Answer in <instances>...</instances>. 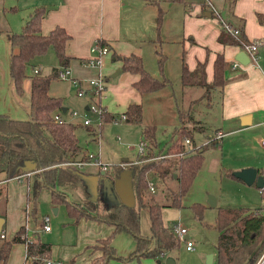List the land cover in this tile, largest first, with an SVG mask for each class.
<instances>
[{
  "label": "trees",
  "instance_id": "16d2710c",
  "mask_svg": "<svg viewBox=\"0 0 264 264\" xmlns=\"http://www.w3.org/2000/svg\"><path fill=\"white\" fill-rule=\"evenodd\" d=\"M234 2L235 0H226L227 7L233 8ZM46 13V7H37L22 29L11 35V43L15 50L11 54L10 74L15 90L20 94L23 93L25 79L31 78L30 117L29 119H12L0 115V182L35 171L36 178L33 184L35 199L40 189L46 187L50 190L52 202L64 203L69 214L76 221L85 218L112 225L113 231L106 237L98 238V244L92 246L91 258L87 264H111L112 258L125 260L137 257L158 258L178 248L180 237L176 234L174 227L165 225L163 207L183 205V196L191 188L194 178L203 165L205 145H215L217 141L209 140V143L193 145V148H190L185 140L188 138L192 141L193 133L189 127L182 124L177 131V137L172 140L168 149L164 152L154 151L156 155H153V147L157 146L156 125H144L143 105L131 102L122 114L125 115L127 122L143 124L142 137L151 150L147 154L139 155L146 158L130 167L135 205L129 206L116 201L106 206L104 211H100L93 197L87 198L83 204L72 201L58 186L75 184L82 175L81 170L68 164L80 158L86 159L84 155L78 158L83 148L76 134L77 124L72 121L58 122L54 119L55 110L62 109V99L49 93L51 80L57 78V68H53L46 75L40 72H27L31 60L43 54L49 47H53L63 65L69 62L70 57L66 54L65 47L71 35L60 25L43 34L41 21ZM162 14L163 10L160 8L159 23ZM234 25L240 29L238 35L230 33L222 26L218 39L223 43L237 45L249 41L242 27L236 23ZM97 43L110 46L106 40H98ZM112 57L115 60H121L123 71L139 74V79L133 85L140 93L158 91L165 86L164 79L154 76L145 68L143 58L139 54L122 55L113 52ZM159 62L161 64L162 59ZM228 67L224 55L219 53L215 59L214 78L208 82L205 61H199L193 70L184 63L182 82L185 86L201 88L210 86L222 91L228 81ZM115 118L117 115L110 112L101 114L103 121H113ZM193 121L192 128L202 132L204 126L197 125L198 120ZM92 129L93 127H88L89 131ZM32 166L34 169L31 170ZM117 168L121 170L120 167ZM259 172L264 176V167ZM229 174L236 178L232 170H229ZM150 180H153L156 188L165 194L167 204H161L150 190ZM0 194L5 195L4 187L1 185ZM262 194L264 196V187ZM191 207L201 219L205 206L202 203H193ZM142 208H145L148 213L151 225L150 235L141 232L140 210ZM215 227L218 230L217 264H256L263 255L264 207L252 209L248 206H218ZM121 231L131 232L136 239L135 250L126 257L118 255L113 244L115 234ZM15 242L26 244L25 264H46V259L51 256L52 244L40 239L35 241L29 239L26 235V226L23 225L11 240L3 241L0 255L4 263L7 262L11 246ZM90 247L89 245L86 248L90 249ZM75 260L76 257L72 258L68 264ZM262 264H264V258Z\"/></svg>",
  "mask_w": 264,
  "mask_h": 264
},
{
  "label": "crops",
  "instance_id": "0c3cea01",
  "mask_svg": "<svg viewBox=\"0 0 264 264\" xmlns=\"http://www.w3.org/2000/svg\"><path fill=\"white\" fill-rule=\"evenodd\" d=\"M175 3H181L184 7L182 9L183 26L180 36V51L175 50L169 44L173 43L170 39L172 28L166 26L164 30V21L161 19L160 23L158 22L159 9L163 10L162 16L168 15L171 11H174ZM210 4L214 5L227 21L241 26L244 34L250 41L264 38V0H235L231 9L227 7L226 0H202L200 3H193V1L188 0H0V115L12 119H29L30 117L31 78L27 77L25 79L23 93L20 94L15 90L10 74L11 54L15 50L11 43V35L13 32H18L22 29L37 7L44 6L47 8V13L41 21V32L46 34L55 26L60 25L71 35V38L66 43L65 52L70 57L67 65L72 68L74 77L87 78L95 76L99 71L102 72L101 67H91L85 64V60L89 59V56L92 54L91 48L94 42L106 40L111 46V51L106 55H109V57L111 55L112 59L113 52L122 55L139 54L143 58L144 65H146L145 68L147 67L146 69L151 74L158 78L162 76L167 78L165 86L160 90L142 94L133 85L139 79V74L121 69V72L117 76H111L122 65L121 60L113 59V63H111L112 67L107 72H109L108 75L110 74L108 77L115 79V81L112 84L108 83L105 90L107 98H111L108 104L103 106L101 103V106L105 107L108 112L115 115L122 114L131 102H138L144 106V102H153L159 98L161 99L163 95L168 96L170 100V97L174 96V91L170 90V82L166 72L172 69L177 74H180V89L183 103L200 99L202 94L199 95L200 97L197 96L198 98L196 94L200 93L201 87L185 86L182 82L183 64L186 63L188 68L193 70L199 61H205L207 81L211 82L214 78L215 59L220 53L224 55L225 61L229 66L227 70V83L224 85L222 91L217 89L222 95L220 99L221 122L215 124L218 131L222 134L220 139L223 140L227 134L240 131L246 132L252 130V133L253 131L263 133L264 57L261 55V49L264 46H259L261 60H259V66L249 64L243 68L232 69L230 60L236 59V54L241 49L237 44L223 43L218 39L222 25L219 17L214 15L215 13L213 14ZM170 9L171 11H169ZM20 11H23L21 12V20L16 26L11 25L7 15ZM206 11H210L211 15L204 14ZM159 44L160 48H158ZM174 56L176 58L180 57V71L179 65L172 66V58ZM109 57L107 58V62ZM160 59H162L161 64L159 62ZM148 60H150L152 65H148ZM60 65L62 66L63 64L60 62ZM35 67L39 68V72L41 73V65L34 64L33 73ZM53 68H58V66L53 65ZM51 83L49 93L52 96H56L54 95L56 92L51 90ZM72 93L76 94L75 90ZM98 95L100 96L101 94ZM113 101L116 103L113 104ZM177 104L178 102L176 101V109L181 116L180 112L182 108L179 105L177 107ZM119 105L122 107H119ZM205 106L202 108L204 109ZM208 106L211 107L212 104ZM86 108L88 109V107ZM174 108L171 102L167 111L173 113V110L175 112ZM203 109L199 108L194 112L203 113ZM201 118L206 123L204 115L202 117L198 116V119ZM125 122L132 124L127 121ZM153 122H143V124H155ZM224 123L226 125H223ZM201 126L204 125L201 124ZM203 129L205 130L206 128L204 127ZM88 132L91 133L93 130H88ZM95 138H97L96 134ZM189 144H192V141ZM259 146L261 152L264 153V147L261 144ZM85 151L87 149H83L78 158ZM122 162L126 161L122 159ZM241 166V169L253 166L258 168V170L264 167V165L257 163H243ZM95 172L97 171L91 173ZM33 175H36L35 171L7 181L1 180L2 182H0V185L4 187L5 193V195L0 194V216L4 217L3 229L6 232L5 238L0 237V248L3 241L11 240L16 231L23 225L26 226L28 238L33 241L37 240L30 233L27 224L24 223L25 216L23 214L24 210H28L26 198L28 200L29 189L20 184V182L28 183L30 177ZM11 182L13 185L10 186ZM77 182L72 185H76ZM10 188L11 191L15 188L18 192L17 197L13 200L16 205L14 212L18 215V220L11 226L13 235L8 237L5 224L8 221V202L10 198L13 199ZM25 190L27 191L26 193H24ZM60 190L63 191L62 189ZM260 190L262 191L261 188ZM110 199L116 202V199L112 195ZM84 220L83 218L80 222H85ZM113 229L112 225L103 222H89L88 232L85 235V237L87 236L84 241L85 246L81 253L79 264H87L91 258V251L86 247L95 243L98 238L108 236ZM25 262L26 244L23 242L12 244L6 263H4L0 255V264H25Z\"/></svg>",
  "mask_w": 264,
  "mask_h": 264
},
{
  "label": "rangeland",
  "instance_id": "374dc122",
  "mask_svg": "<svg viewBox=\"0 0 264 264\" xmlns=\"http://www.w3.org/2000/svg\"><path fill=\"white\" fill-rule=\"evenodd\" d=\"M188 1L200 3L202 0ZM174 6V11L170 9L169 11H171V13L162 16V20L165 23L164 30L166 26L172 28L170 39L173 43L169 44L173 46L175 50L180 51V36L183 26L182 9L184 7L181 3H175ZM21 12L23 11L7 15L11 25L16 26L17 23H19L22 18ZM164 37H166V35H164ZM94 44L95 42L93 45ZM260 46L263 47L264 45L262 44ZM160 47L159 44L158 48ZM261 55L264 57V47L261 49ZM91 56L92 54L89 58ZM108 57L109 55L105 54L102 58L101 69L104 77L105 89L100 96L98 94H92L96 88L89 84L90 77L81 78L82 88L90 90L83 96L72 93L76 88L72 86L71 80H61L57 78L51 80V90L56 92L54 95L62 99V107L67 108L66 111H63L61 108L57 109L54 114H59L64 121H72L77 124L76 134L82 148L87 149L90 154H95L96 157L100 159L101 163L106 166L105 169L95 164H85L81 167H77L82 172L91 174L92 176L98 175L96 185L93 179L80 178L76 185L63 184L59 185L58 188L66 192L70 199L81 202L82 204L86 198H95V205L100 211H104L106 206L114 203L113 200L110 199L111 195H108L105 191L107 179H114V177L119 175L120 171L130 169L132 164L140 163L146 158L139 156V146L141 142L145 143L141 132L143 124H127L125 120L120 119L121 113L117 115L116 120L103 121L97 112L86 108L95 104L101 106L102 103L104 106L109 103L111 97L109 99L107 98L105 90L107 84H112L115 79L108 77L110 74L108 75L109 72L107 71L110 70L112 67L111 63H113L111 55L107 62ZM148 61V65H152L150 60ZM34 64L41 65V73L44 75L53 70V65L58 66V68L61 66L53 47H49L43 54L35 56L27 67V72L33 73ZM179 64L180 57L176 58L174 56L172 58V66L174 67ZM178 68L180 71V65ZM166 75L169 78L170 90L174 91V96H171L169 100L168 96L163 95L161 99H158L159 101L144 102L143 106V122L154 121L153 123L156 125L157 146L154 147L155 150L153 148V155H156L154 151L164 152L168 149L172 140L177 137V131L180 130L182 124L192 130V144H187L190 148H193L194 144L198 146L197 144L209 143V140H215L217 143L215 145H205L206 149L204 152L205 158L203 165L194 178L191 188L183 196V205L181 207L168 205L163 207V220L165 225L167 227H174V229L176 225L186 226L188 230L186 235H188V237L185 235L180 238V246L178 248L170 250L158 258L137 257L128 260L123 258H112L110 261L111 264H167L168 258H173L175 260L173 264H217L216 244L218 240V230L215 227L217 207L249 206L252 209L264 207V196L256 184L249 185L240 179L233 178L229 174V170H240L243 163L264 165V153L261 152L260 143L258 144V140L264 137V132L256 133V131H253L252 133V130L246 132L240 131L227 134L224 136L223 140H221L217 137L221 132L218 131V128L215 126L216 123L221 122V92L217 90V88L210 86L209 88H201L200 93L196 94V97H200L199 95L202 94L200 99L197 97L198 99L183 103L184 101L180 89V74H177V72L172 69L166 72ZM163 78V76L160 77V79ZM164 80L167 82V78H164ZM176 101L178 102L177 107L179 105L182 108L180 112L181 116L176 109ZM171 102L175 107V112L173 110V113L167 111ZM115 103L116 102L113 101V104ZM209 104H212V106L209 107ZM204 105L206 106L203 109L202 107ZM103 106H101V114L108 112ZM119 107L122 106L119 105ZM199 108L203 109V113L194 112ZM199 115L201 117L204 115V120L207 124L204 123L202 120L203 118L198 119ZM85 119H91V125L84 124ZM194 119L198 120L197 125L202 124L206 129L202 132L194 130L192 128ZM223 125L226 124L224 123ZM88 127H93V132L89 133ZM224 128L227 129L225 126ZM95 134L97 138H95ZM87 151L82 155L86 156ZM123 158H128L129 160L122 162ZM117 167H120L121 170L119 171ZM102 170H104L105 173H101ZM93 171L97 172L91 173ZM35 178V175L31 176L28 182L29 184L27 182H20L22 186L29 189L27 196L28 200L26 198L28 210H24L23 214L25 216L24 223L27 224L30 233H32L35 238H40L52 244V248L54 249H52L50 258L53 261H61L65 264L76 257V260L71 264H79L81 260L80 256L85 246L84 241L87 237H85V235L88 232V224L96 220L84 218L85 222L81 223L80 221L83 219L81 218L79 221H76L75 218L69 214L67 206L64 203L54 204L52 202L50 190L46 187L40 189L35 199L33 195ZM11 185H13L12 182L10 183V186ZM26 192L25 190L24 193ZM10 193H12L13 199L10 198L8 202V221L7 224H5L8 237L13 235L11 226L18 220V215L14 212L16 205L13 202L18 192L14 188ZM154 194L161 204L168 203L165 194L161 190L157 189ZM210 194L217 197V206L215 207L210 206L208 203ZM193 203H202L205 206L201 219L192 209L191 206ZM55 208H57V211H55ZM140 215L141 232L150 235L151 225L147 210L142 208L140 210ZM45 216L49 217V224L51 225V230L49 231L43 229V217ZM196 236H200V238L197 239ZM184 238L192 240L195 248L192 250L187 249L186 240ZM95 244H98L97 241L90 245L91 252L93 249L92 246ZM113 244L116 247L117 254L126 257L133 249L135 250L136 239L131 232L121 231L115 234ZM208 254L214 255L213 262L211 263L207 262Z\"/></svg>",
  "mask_w": 264,
  "mask_h": 264
},
{
  "label": "built area",
  "instance_id": "2783aa9c",
  "mask_svg": "<svg viewBox=\"0 0 264 264\" xmlns=\"http://www.w3.org/2000/svg\"><path fill=\"white\" fill-rule=\"evenodd\" d=\"M210 5H211L212 11L216 15H218L220 22H221V25L226 30H228L230 33L238 35L240 33L239 27L235 26L232 22L227 21L221 15L220 11L214 5H212V4H210ZM262 44H264V38L260 39V40H253V41L249 40L247 42H242L241 44H239L241 51H244L247 54V56L249 58V63L243 64L242 62H240L237 59L230 60V62L232 63V69H236L238 67L243 68L249 64L259 66V58H260L259 46ZM110 51H111L110 46H108V45L102 46L98 43H95L91 48L92 56L89 59L85 60V64H87L91 67H101L103 56L105 54L109 53ZM34 72L35 73L39 72V68L35 67ZM57 78L64 79V80H71L72 86L76 88L75 92L79 96H83L86 92L90 91V90H85L82 88V85H81L82 79L74 77L73 72L68 65H62L59 68H57ZM89 84L92 87L96 88L92 92V94H101L102 91L105 89V82H104L103 73L101 71H99L95 76L90 77L89 78ZM88 110L97 112L101 116V112H102L101 106H98L95 104V105L88 107ZM54 119L58 122H64V120L62 119V117L59 114H54ZM116 119L117 118H115L114 120H116ZM120 119L125 120V115L121 114ZM84 124L91 125V119H85ZM221 136L222 135L219 134L217 137L221 138ZM185 141L187 144L190 143V139H188V138ZM259 143L264 147V137L259 140ZM150 151L151 150L148 148L146 142L145 143L141 142V144L139 146V155L147 154ZM68 164H71L72 166H75V167H81L85 164H95L97 166H100L103 169L106 168V166L101 163L100 159H98L95 154H90L88 151L86 154V159L80 158V159L73 161V162H70ZM149 188L153 193H155L157 191L156 184L153 180L149 181ZM43 222H44L43 223V229L44 230H50L51 225L49 224V217L48 216L43 217ZM175 232L180 238H182L187 234L188 230H187V227L184 225L183 226L176 225ZM0 237L1 238L6 237V232L3 228L0 231ZM184 239L186 240L187 249L192 250L195 248L194 242L192 240H190V239L188 240L186 238H184ZM263 258H264V255L261 256V258L258 260V262L256 264H262ZM45 263L46 264H63V262L53 261L51 258L46 259Z\"/></svg>",
  "mask_w": 264,
  "mask_h": 264
},
{
  "label": "water",
  "instance_id": "95a60500",
  "mask_svg": "<svg viewBox=\"0 0 264 264\" xmlns=\"http://www.w3.org/2000/svg\"><path fill=\"white\" fill-rule=\"evenodd\" d=\"M204 14H207L208 16L211 15L210 11L204 12ZM236 59L242 62L243 64L249 63V58L247 54L244 51H239L236 54ZM121 72V68H118L111 76L115 77ZM63 111H66V107H62ZM123 161H128V158H123ZM34 169V166L31 167V170ZM101 173H105L104 170L101 171ZM233 174L236 178L242 179L247 184H256L259 188L264 187V176L263 174H259V170L256 167L250 166L245 167L240 170L233 171ZM81 178L86 179H93L94 184H97L98 175L92 176L91 174H87L82 172ZM105 191L108 195H112L116 199L117 202H123L129 206L135 205V194L133 189V183H132V171L131 169L122 170L119 172V175L117 177L107 179L106 185H105ZM208 203L210 206H217V197L215 195L210 194L208 197ZM55 211H57V208H55ZM4 223V217L0 216V231L3 228ZM188 237V235H186ZM197 239L200 238V236H196ZM213 254H208L207 256V262H213ZM175 260L173 258L167 259V264H173ZM68 264V263H65Z\"/></svg>",
  "mask_w": 264,
  "mask_h": 264
}]
</instances>
